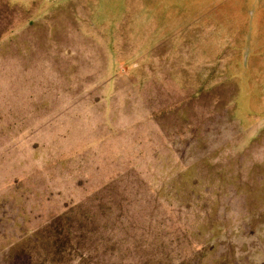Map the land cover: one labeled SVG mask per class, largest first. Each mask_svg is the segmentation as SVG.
I'll return each mask as SVG.
<instances>
[{"label": "rangeland", "instance_id": "rangeland-1", "mask_svg": "<svg viewBox=\"0 0 264 264\" xmlns=\"http://www.w3.org/2000/svg\"><path fill=\"white\" fill-rule=\"evenodd\" d=\"M19 243L264 264V0H0V264Z\"/></svg>", "mask_w": 264, "mask_h": 264}, {"label": "trees", "instance_id": "trees-1", "mask_svg": "<svg viewBox=\"0 0 264 264\" xmlns=\"http://www.w3.org/2000/svg\"><path fill=\"white\" fill-rule=\"evenodd\" d=\"M52 225H53V228L55 229V233H56V235L52 238V240L46 242V241L42 240V238L40 237V234H37L36 237H35V240H34V244H33L34 246L37 245L38 247L43 248L44 245L47 246V245L50 244V248L49 249L54 251V250H57L59 246H62L64 243H66L67 237L65 235L60 236V234L57 233V229L59 227V224L56 223V221H55V222H53ZM28 241L31 242V239H28ZM21 244L22 243H19L17 245L15 244L14 246H12V248H10L9 257L11 259H13L16 256L20 257V256L28 255L29 257H31L29 264H39L38 259H35L33 257V255H32V253L27 251L24 248V246L21 245ZM43 249H45L47 255H51L50 252L46 248H43Z\"/></svg>", "mask_w": 264, "mask_h": 264}]
</instances>
